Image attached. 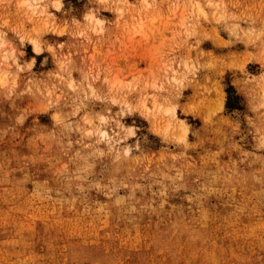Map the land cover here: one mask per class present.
<instances>
[{"label": "rangeland", "instance_id": "obj_1", "mask_svg": "<svg viewBox=\"0 0 264 264\" xmlns=\"http://www.w3.org/2000/svg\"><path fill=\"white\" fill-rule=\"evenodd\" d=\"M51 2L0 8V264H264V0Z\"/></svg>", "mask_w": 264, "mask_h": 264}, {"label": "clouds", "instance_id": "obj_2", "mask_svg": "<svg viewBox=\"0 0 264 264\" xmlns=\"http://www.w3.org/2000/svg\"><path fill=\"white\" fill-rule=\"evenodd\" d=\"M13 3V0H0V8H8L11 7ZM51 8H53L56 12H62L63 11V3L62 0H52L50 4ZM208 6V5H206ZM223 6V5H221ZM196 7H199V5H196ZM88 17L85 16V19ZM213 18V14H210L208 17H205V19L209 20V23H211V20ZM6 25H0V49H6L3 53V61L5 62V68L6 70L11 71L13 73V80H12V87H16V80L20 78L22 75H26L28 73H31L32 69L36 67V57H40L43 55V50L40 46L36 45L35 40L28 41L25 36H19L17 32L14 30H8L6 31ZM12 31L11 37H9L8 32ZM51 35L54 37L62 36V32H55L52 31ZM18 37V39H17ZM10 40L15 42L17 47H12V44L10 43ZM28 43H31L33 45H36L33 47V58L31 60H28L26 62H21L23 57L27 56V46ZM18 50L19 51V55ZM47 51L49 53H54L55 49L52 45H48ZM10 62V63H9ZM48 64V58L44 57L40 60V67L44 68ZM31 83V81H29ZM30 91V89H28ZM181 99L182 96L177 95L175 96L171 103L174 106V110H178L181 107ZM101 121H104V118L101 117ZM119 128L123 130V134L125 136V139H130L135 141V148L138 150L140 147V141L141 138L144 141H147L148 135H159L157 133H153L151 129H144L141 126L133 124L130 127L124 128L123 125H117ZM138 134H141L138 136ZM117 135H120L118 133ZM184 147L190 148L191 145L188 144L186 141L184 143ZM133 147L129 146L122 150V156L123 158L127 159L131 157L133 152ZM80 264H114L113 258L111 254H105L103 252L99 253L96 256H93L91 258L84 259L80 262Z\"/></svg>", "mask_w": 264, "mask_h": 264}, {"label": "bare ground", "instance_id": "obj_3", "mask_svg": "<svg viewBox=\"0 0 264 264\" xmlns=\"http://www.w3.org/2000/svg\"><path fill=\"white\" fill-rule=\"evenodd\" d=\"M38 43H36V45H37ZM36 45H33L34 47L36 46Z\"/></svg>", "mask_w": 264, "mask_h": 264}]
</instances>
